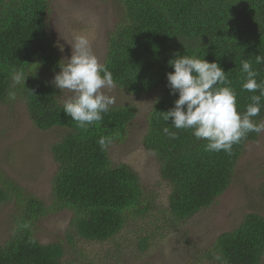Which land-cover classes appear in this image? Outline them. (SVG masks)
<instances>
[{
	"label": "trees",
	"instance_id": "obj_1",
	"mask_svg": "<svg viewBox=\"0 0 264 264\" xmlns=\"http://www.w3.org/2000/svg\"><path fill=\"white\" fill-rule=\"evenodd\" d=\"M120 16L106 41L104 64L114 86L129 95L158 92L148 115L144 148L160 166L170 187L169 212L187 221L211 207L233 182L236 166L246 145L257 141L250 132L234 144L231 154L205 150L191 130L175 129L163 112L174 106L178 93L170 94L169 60L196 55L223 68L237 91L238 110L258 93L243 90L241 63L247 59L264 80V0H118ZM50 0H0V104L26 106L33 125L41 130H63L50 148L57 164L50 202L21 186L0 164V204H11L13 229L0 243V264H123L128 245L118 242L132 221L148 215L152 198L139 173L127 164H115L110 148L123 144L130 123L137 116L133 105L112 106L100 122L87 130L63 111L62 91L52 84L66 63L49 31ZM21 68L25 86H17V99L8 100L11 71ZM264 120V107L253 117ZM177 132L170 139L162 131ZM111 138L107 151L97 141ZM264 199V183L261 186ZM71 213L63 241L43 242L36 235L40 223L51 214ZM132 254L149 253L148 237L136 238ZM221 251L227 264H263L264 216L249 213L232 231L222 233L209 250ZM97 259V260H96ZM97 261V263L95 262ZM215 264L219 262L214 261Z\"/></svg>",
	"mask_w": 264,
	"mask_h": 264
},
{
	"label": "rangeland",
	"instance_id": "obj_2",
	"mask_svg": "<svg viewBox=\"0 0 264 264\" xmlns=\"http://www.w3.org/2000/svg\"><path fill=\"white\" fill-rule=\"evenodd\" d=\"M49 31L64 60L71 56L75 37L85 35L101 63L106 55V41L120 16L118 0H50ZM66 99L71 93L62 91ZM109 95L113 106L133 105L137 116L129 125L123 144L110 148L115 164H127L135 169L152 198L153 209L148 215L132 221L118 242L128 245L123 264H215L209 250L222 233L234 230L249 213L264 216V131L257 141L246 145L228 190L209 208L187 221H179L169 212L170 187L160 175L156 157L143 146L148 129V115L158 92L129 95L113 87ZM264 122V120L262 121ZM63 130L37 129L31 122L26 106L18 103L9 108L0 104V164L21 186L35 196L50 202L52 180L57 171L50 152ZM71 213L63 211L47 216L36 235L43 242L63 241L70 227ZM11 204H0V243L13 227ZM148 237L149 253L139 250L132 254L136 238ZM97 260V259H96ZM97 263V261H95ZM264 264V261H263Z\"/></svg>",
	"mask_w": 264,
	"mask_h": 264
},
{
	"label": "clouds",
	"instance_id": "obj_3",
	"mask_svg": "<svg viewBox=\"0 0 264 264\" xmlns=\"http://www.w3.org/2000/svg\"><path fill=\"white\" fill-rule=\"evenodd\" d=\"M71 56L67 62H59L60 71L54 75L52 84L69 95L63 102L66 116L76 122L80 129L87 128L103 119L114 105V97L108 94L114 87L111 71L101 63L94 53L87 36L78 35L71 44ZM173 71L166 74L170 94H177L174 106L163 112V119L175 129L191 130L197 140L206 141L205 150L224 151L231 154L234 144L246 138L250 132L264 131V122H256L253 117L260 114L264 107V80L258 81L259 71L251 61L241 63L244 74L242 88L250 93V103L243 111L238 110L237 91L232 86L227 73L217 62H208L196 55H180L169 60ZM255 64H264V56L257 55ZM11 87L8 100L15 101L17 86H25L28 75L21 68L11 71ZM170 139L178 133L169 127L162 129ZM101 151H107L112 144L111 138L101 136L97 141ZM214 261L227 264L223 253H213Z\"/></svg>",
	"mask_w": 264,
	"mask_h": 264
}]
</instances>
